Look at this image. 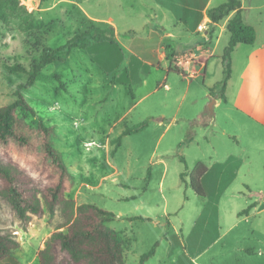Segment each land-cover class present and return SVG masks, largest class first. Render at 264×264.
I'll return each mask as SVG.
<instances>
[{"label": "rangeland", "instance_id": "1", "mask_svg": "<svg viewBox=\"0 0 264 264\" xmlns=\"http://www.w3.org/2000/svg\"><path fill=\"white\" fill-rule=\"evenodd\" d=\"M158 1L0 0V105L14 102L17 86L28 79L24 72L11 73L9 65L29 68L43 47L65 44L92 22L100 28L116 26L124 51L117 68L101 65L98 47L76 48L23 89L36 113L22 106L16 110L34 127L40 119L56 127L55 146L75 177L67 196L118 215L108 226L129 239L126 264H137L156 243L155 255L145 264H264V128L243 105V57L250 46L234 52L227 100L219 98L212 113L209 89L224 77L229 34L223 29L214 42L205 71L200 44L208 41L199 35L206 28L199 34L173 28ZM160 21L175 34L153 41L167 59L147 63L129 54L132 39L143 42L141 37ZM125 68L133 94L119 79ZM205 114H212L213 121L196 124ZM145 120V129L125 134L127 127ZM182 156L190 170L200 160L215 163L206 176V197L188 184L190 170L181 177L186 170ZM254 201L256 207L240 214ZM58 221L47 213L34 216L26 230H16L20 247L8 261L40 264L38 252ZM17 224L10 208L0 205V227Z\"/></svg>", "mask_w": 264, "mask_h": 264}, {"label": "trees", "instance_id": "2", "mask_svg": "<svg viewBox=\"0 0 264 264\" xmlns=\"http://www.w3.org/2000/svg\"><path fill=\"white\" fill-rule=\"evenodd\" d=\"M232 13L226 25L230 39L222 56L224 77L209 89L212 97L223 101L227 100L232 53L236 45L254 44L257 39L256 28L244 21L241 0H227L208 10L214 23ZM96 47L100 49L99 62L109 71L117 68L124 58L114 26L100 28L92 22L87 30L75 34L65 44L57 48L43 47L39 60L32 62L29 68L23 64L8 66L11 73L24 72L28 79L17 86L18 98L14 102L0 105V205L9 207L19 220L13 227H0V262L20 247L15 231L26 230L34 216L43 217L49 213L51 217H59V221L38 252L40 264H126L129 239L108 226L117 215L95 203L77 204L75 199L67 196L74 187L75 177L63 153L55 146L56 127L46 124L43 119L34 127L16 113L19 106L36 113L22 91L35 84L47 65L69 56L76 48L92 50ZM129 78V70L125 68L119 79L121 83L129 84L133 94ZM212 121L213 115L205 114L196 124L208 125ZM148 124L145 120L127 127L125 134L139 132ZM191 135L189 132L187 140ZM181 160L186 168L181 173L183 178L190 168L185 157ZM207 171L208 165L200 160L189 173L188 184L201 197L207 196L203 184ZM256 205V201L252 202L240 214L249 213ZM156 246L157 243L143 253L137 264H145L154 256Z\"/></svg>", "mask_w": 264, "mask_h": 264}, {"label": "crops", "instance_id": "3", "mask_svg": "<svg viewBox=\"0 0 264 264\" xmlns=\"http://www.w3.org/2000/svg\"><path fill=\"white\" fill-rule=\"evenodd\" d=\"M226 1L227 0H224L220 4ZM241 1H242V12H243L244 21L248 24L253 25L257 31V39L255 43L245 44L250 46L249 47L250 50L243 57V65H244L243 77L245 84L244 85L245 96H244L243 105L248 116L254 121H256L259 124V126L264 128V0H241ZM213 3L214 0H182L176 6L174 0L158 1L159 6L162 7V9L166 10L167 15L171 16V23H172L171 25L173 28L178 27L181 30H184V32L189 34H193V33L199 34L198 32L201 29V26H204L206 28L204 32L199 35L201 36L203 41L206 40L208 41L207 43L203 42L200 44L204 46L201 52V56H203V58L205 59L202 65L205 66L204 67L205 71L208 66L209 59L214 57V51L211 50L213 49L212 46L213 44L215 45L214 42L219 41L222 35H224L225 33L229 34V32L226 29V25L229 18L233 15L232 13L229 17L223 20L224 24L218 27L220 28L219 30L217 28V25H219L223 21L219 23H214L211 21L210 17L208 16V10L212 7H215V4ZM156 25H158V27ZM156 25L148 30V34L146 37H141L143 42L136 39H132L131 42L132 47L128 46L127 52L129 54L131 52L132 55L138 57L139 59L147 63H151L154 58H158L162 61L166 60L167 57L164 50H161V48L158 49V51L155 50V46L153 42L154 38L157 36H159L160 38H165L168 36L173 37L175 36V34L171 30H167L168 26H165L162 21H160ZM114 28L116 30V26H114ZM157 28H161V29L165 28V30L163 31V33H161L159 31L157 32ZM223 29L225 30V33H222ZM159 34H161L162 36ZM229 39H230V34H229ZM241 45L243 44L236 45L232 53V56L234 52ZM232 67H233V58H232ZM169 69H170V63L168 66V72ZM233 73L234 71L232 68V76ZM129 75H130V70H129ZM219 102L220 99L217 98L215 105L217 106ZM257 136L258 137L256 138V142H258L261 139L259 135ZM213 165H215V163H213ZM212 166L208 165V171L203 177L204 185H205L206 176L211 172ZM127 198H129V196H127ZM0 264H18V263H15L14 261H8L7 259V260H2Z\"/></svg>", "mask_w": 264, "mask_h": 264}, {"label": "water", "instance_id": "4", "mask_svg": "<svg viewBox=\"0 0 264 264\" xmlns=\"http://www.w3.org/2000/svg\"><path fill=\"white\" fill-rule=\"evenodd\" d=\"M216 101H217V98L214 97V98L212 99V103L210 104V108H209V110H210V112H212V113H213V104H215Z\"/></svg>", "mask_w": 264, "mask_h": 264}, {"label": "built area", "instance_id": "5", "mask_svg": "<svg viewBox=\"0 0 264 264\" xmlns=\"http://www.w3.org/2000/svg\"><path fill=\"white\" fill-rule=\"evenodd\" d=\"M204 26H201V29L200 30H203ZM90 146V145H89Z\"/></svg>", "mask_w": 264, "mask_h": 264}]
</instances>
